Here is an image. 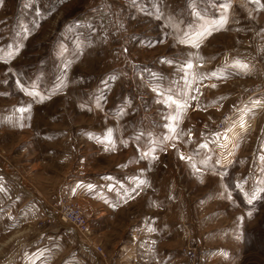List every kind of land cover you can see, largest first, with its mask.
Wrapping results in <instances>:
<instances>
[{"label": "rangeland", "instance_id": "obj_1", "mask_svg": "<svg viewBox=\"0 0 264 264\" xmlns=\"http://www.w3.org/2000/svg\"><path fill=\"white\" fill-rule=\"evenodd\" d=\"M61 197L116 264H264V0H0V264H94Z\"/></svg>", "mask_w": 264, "mask_h": 264}, {"label": "built area", "instance_id": "obj_2", "mask_svg": "<svg viewBox=\"0 0 264 264\" xmlns=\"http://www.w3.org/2000/svg\"><path fill=\"white\" fill-rule=\"evenodd\" d=\"M45 220L47 223L56 221L70 225L96 252L98 255L97 264H116L111 262L99 244L91 241V232L82 210L70 203L66 198H59Z\"/></svg>", "mask_w": 264, "mask_h": 264}, {"label": "crops", "instance_id": "obj_3", "mask_svg": "<svg viewBox=\"0 0 264 264\" xmlns=\"http://www.w3.org/2000/svg\"><path fill=\"white\" fill-rule=\"evenodd\" d=\"M55 230H57V229H55ZM43 232L45 233V235L49 233L47 230H45ZM83 248H84V251L83 252L86 255V257H88V259L90 260V262H93L94 261V264H97V260H98L97 257H98V255H96V252L93 250V248H91V247H83Z\"/></svg>", "mask_w": 264, "mask_h": 264}, {"label": "snow or ice", "instance_id": "obj_4", "mask_svg": "<svg viewBox=\"0 0 264 264\" xmlns=\"http://www.w3.org/2000/svg\"><path fill=\"white\" fill-rule=\"evenodd\" d=\"M210 34H211V32L206 30L205 33L202 34V36L203 35H210ZM189 67H191V65H189ZM169 100L171 101L172 104H177V101L176 100H172L171 97H169ZM255 103H259V102L257 101ZM178 107L181 108V109H184L185 107H187V105L186 104H178ZM173 131H175V129H173ZM202 147H207V145H202Z\"/></svg>", "mask_w": 264, "mask_h": 264}]
</instances>
